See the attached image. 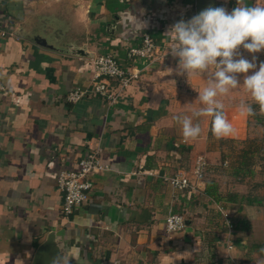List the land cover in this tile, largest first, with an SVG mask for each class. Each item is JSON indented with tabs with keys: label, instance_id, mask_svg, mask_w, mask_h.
Returning <instances> with one entry per match:
<instances>
[{
	"label": "crops",
	"instance_id": "0c3cea01",
	"mask_svg": "<svg viewBox=\"0 0 264 264\" xmlns=\"http://www.w3.org/2000/svg\"><path fill=\"white\" fill-rule=\"evenodd\" d=\"M197 14V0H0V264H52L62 249L76 258L70 264H241L246 231L227 229L206 182L200 192L165 180L223 153L210 117L194 118L202 133L188 142L174 119L199 106L206 80L176 75L164 35ZM144 32L160 46L154 60L128 53ZM102 54L139 77L115 102L95 93L70 102L71 90L92 88ZM97 149L110 169L91 174L89 201L65 217L56 177ZM139 165L154 174L134 173ZM176 212L186 227L169 232Z\"/></svg>",
	"mask_w": 264,
	"mask_h": 264
},
{
	"label": "clouds",
	"instance_id": "9594fccd",
	"mask_svg": "<svg viewBox=\"0 0 264 264\" xmlns=\"http://www.w3.org/2000/svg\"><path fill=\"white\" fill-rule=\"evenodd\" d=\"M138 23L140 30L147 27L145 22ZM164 36L171 41L167 54L178 58L176 75L186 76L188 80L200 75L206 80V86L196 100L199 106L191 109V115L174 116L186 142L198 139L202 133L200 123H194V118L210 117V131L217 139L234 135L236 130L226 115L221 98L241 87L250 94L252 103L241 101L237 106L239 114L255 115L253 103L264 113V62L256 70V57L253 55L252 60H248L239 52L241 47L250 54L264 50V6H249L245 0H237V6L231 12L224 7L209 6L187 21L179 20ZM250 70L252 74L248 75ZM172 72L169 68V74ZM238 74H244L242 84ZM62 252L63 255L55 257L52 264H70L76 259L63 249Z\"/></svg>",
	"mask_w": 264,
	"mask_h": 264
},
{
	"label": "built area",
	"instance_id": "2783aa9c",
	"mask_svg": "<svg viewBox=\"0 0 264 264\" xmlns=\"http://www.w3.org/2000/svg\"><path fill=\"white\" fill-rule=\"evenodd\" d=\"M1 30L2 25L0 22V32ZM159 50L160 46L156 43L152 33L144 32L141 43L130 45L128 53L131 57L154 60L155 54ZM93 64L95 71L92 88L90 90L84 88H75L71 90L67 95L70 102H77L89 93L100 94L110 102H115L123 96L124 89L132 82V80L139 77L138 68H131L122 65L119 60L111 54L97 56L93 60ZM4 88L5 87L0 84V89ZM108 169H110L109 165L103 162L100 155V149H97L94 152L83 155L79 160L76 169L63 168L60 170L56 178L58 187L63 193L61 213L65 217H70L79 206L89 201L94 186L91 174L94 171H105ZM206 169V158L204 156H199L191 171L185 169L177 170L171 175L165 176V180L175 189H191L201 192L200 183L204 181ZM134 173L154 174L151 170H145L143 165H139L134 170ZM220 207L227 229L229 231L234 230L236 223L232 216H230L229 213H226L222 206ZM186 222L187 218L183 213H170L166 217L165 228L169 232L180 231L186 227ZM173 224L176 225L175 228L170 227ZM227 244L229 248L233 247V244L228 241Z\"/></svg>",
	"mask_w": 264,
	"mask_h": 264
},
{
	"label": "rangeland",
	"instance_id": "374dc122",
	"mask_svg": "<svg viewBox=\"0 0 264 264\" xmlns=\"http://www.w3.org/2000/svg\"><path fill=\"white\" fill-rule=\"evenodd\" d=\"M262 6H264V0ZM239 52L241 56L248 60H252L253 55L256 57V70H258L259 64L264 62V50L250 54L241 47ZM251 74L252 70H250L248 75ZM243 75L238 74L241 84L243 83ZM221 99L225 103L226 115L236 130L235 137L226 138L223 144L217 139L220 143L218 146L224 151L225 161L222 160V154L218 157L219 160L213 161V163L206 158L207 167L212 170L213 177L219 179L223 193L237 191L239 193L264 196V113L259 111L257 105L254 109L257 114H262L263 117L260 120L255 116H241L239 114L237 106L241 101L252 103L250 94L242 87L233 90L227 97ZM245 148L254 150V154H251L253 156V173H249L243 178H238L230 173L232 171L231 163ZM224 211L232 216L235 223L241 219L248 221V228L245 229L246 234L244 237V245L247 249L242 261L245 260L247 262L249 258H252L254 261L256 260V264H264V205L258 208L244 206L241 212H236V209L233 208H224ZM250 248L253 249L251 250ZM250 251L254 252L252 256Z\"/></svg>",
	"mask_w": 264,
	"mask_h": 264
},
{
	"label": "trees",
	"instance_id": "16d2710c",
	"mask_svg": "<svg viewBox=\"0 0 264 264\" xmlns=\"http://www.w3.org/2000/svg\"><path fill=\"white\" fill-rule=\"evenodd\" d=\"M257 105L253 103V108ZM256 111V110H255ZM257 112V111H256ZM258 120H260L263 116L262 114H255ZM220 143L223 144L226 138L219 139ZM259 150V149H258ZM254 150L252 149H243L241 153L238 154V157L231 163L230 172L231 175L243 178L247 176L249 173H253L252 171V163H253V156ZM222 160L225 161V154L224 151L222 153ZM204 181L206 182V193L208 196L214 198L217 202L221 203V206L224 208H233L236 209V212H241L244 206H251V207H260L264 205V196L253 195V194H245L239 193L237 191H229L227 193H223L220 190L219 181L213 177L212 170L207 167L205 174H204ZM235 227L240 230H245L248 228V221L246 219H241L235 224ZM251 250L253 248H250ZM252 252V251H250ZM252 256V253H250ZM249 260H253L249 258ZM246 262L245 260L241 262Z\"/></svg>",
	"mask_w": 264,
	"mask_h": 264
},
{
	"label": "water",
	"instance_id": "95a60500",
	"mask_svg": "<svg viewBox=\"0 0 264 264\" xmlns=\"http://www.w3.org/2000/svg\"><path fill=\"white\" fill-rule=\"evenodd\" d=\"M214 5H215V0H197L198 14L204 9L208 8L209 6H214ZM51 236H50V240H51Z\"/></svg>",
	"mask_w": 264,
	"mask_h": 264
}]
</instances>
